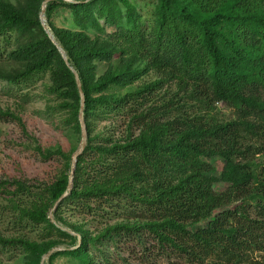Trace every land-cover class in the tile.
Listing matches in <instances>:
<instances>
[{
  "label": "trees",
  "instance_id": "trees-1",
  "mask_svg": "<svg viewBox=\"0 0 264 264\" xmlns=\"http://www.w3.org/2000/svg\"><path fill=\"white\" fill-rule=\"evenodd\" d=\"M37 1L24 9L0 2V80L23 90L48 75L45 92L55 103L46 105L45 114L60 116L57 127L80 133V95L70 68L75 70L87 140L71 190L54 211L69 183L71 157L63 152L45 155L63 158L64 171L37 192L18 180L0 181V194L25 199L21 205L10 200L23 206L19 219L45 224L47 234L72 240L73 247L76 238L56 223L79 235L78 246L63 254L81 264H93L91 251L108 264L107 246L119 252L131 241L143 255L152 243L158 258L171 263L264 264L263 256L253 257L264 254V0H155L149 26L127 0H51L45 18L67 63L40 23ZM59 10L69 13L74 29L53 26L51 16ZM114 61L121 65L99 74L100 64ZM10 65L15 68L7 71ZM148 70L176 80L192 103L168 104L157 113L146 107L150 86L122 97L107 95ZM219 104L230 108L231 119L213 115ZM121 114L128 117L125 136H90L95 120ZM5 119L15 120L0 111ZM213 158L221 160L220 171ZM218 184L225 188L217 191ZM91 202L98 205L90 207ZM104 205L124 222L96 236L62 217ZM0 246L19 247L34 264L43 254L22 239L0 236Z\"/></svg>",
  "mask_w": 264,
  "mask_h": 264
},
{
  "label": "rangeland",
  "instance_id": "rangeland-1",
  "mask_svg": "<svg viewBox=\"0 0 264 264\" xmlns=\"http://www.w3.org/2000/svg\"><path fill=\"white\" fill-rule=\"evenodd\" d=\"M45 1H37V7L40 6L38 17H40L41 9ZM129 1L141 14L142 20L145 25H150L153 19V7L155 0H127ZM6 2L16 8L30 7V0H0ZM49 2V1H47ZM46 2V3H47ZM30 3V5H29ZM45 3V7H46ZM44 24L50 32L45 18V10L43 14ZM54 27L58 29L72 30L73 27L70 16L67 11H56L50 19ZM108 31L112 29L107 28ZM52 35V34H51ZM94 33L90 32L89 36L94 37ZM16 47V45H13ZM121 65L120 62L114 61L112 65L100 64L98 66L99 74L103 73L108 68L115 69ZM123 66V62H122ZM15 66L7 67V71H11ZM50 85L49 76L45 75L38 80L35 85L29 89L19 90L18 86H8L6 82L0 80V111L10 113L15 120L5 119L0 120V181H14L18 180L24 182L29 186H33V192L42 189L43 186L52 183L58 177L61 171H64L65 160L61 157L53 155L47 158L45 155L55 152L57 150L63 152L66 157H72L81 145L82 135L81 132L63 130L57 127L60 116H47L46 105H54L53 98L45 91ZM145 86H150L151 103L146 105L153 110L157 109V113L167 110L165 107L169 104L168 108L172 105L176 106L177 103L192 102L184 98V92L177 85L176 80H171L165 74L156 73L155 71L148 70L139 80L131 85L115 90H110L107 95L114 93L122 97L123 95L138 91ZM173 107V106H171ZM170 107V108H171ZM147 108V109H149ZM175 112H168L166 115H175ZM213 115L219 119L229 120L232 118V111L230 108L223 104H219L216 109L212 111ZM165 115V116H166ZM127 115L121 114L115 118L98 119L92 123V133L90 136L100 135V137H107L109 134L114 133V138H122L125 136V122L128 120ZM52 118V119H51ZM80 123V122H79ZM138 133V131H133ZM98 142V141H95ZM257 163L261 162L256 158ZM211 164L217 171L222 167L221 160L213 158ZM70 177V173H69ZM37 187V188H36ZM225 186L222 184L216 185V190H223ZM13 191V188H10ZM14 199L19 205L20 197H12L6 194H0V236L4 239H22L28 242L35 243L43 253L40 257L39 264H81L75 258L63 254L66 250L71 251L76 248L81 242L80 236L70 231L68 228L62 227L56 223L51 215L50 221L56 223L63 231L69 233L77 240V246H72L73 242L69 239H63L55 233L47 234L45 224H32L27 221L19 219L20 208L14 207L10 200ZM27 201V199H26ZM25 203V202H23ZM97 203H90V207L97 206ZM121 204L120 206H122ZM104 211H103V210ZM94 210V208H93ZM66 211L62 213L63 219L68 223L75 226L81 232H88L91 236H96L101 233L106 227L124 222L123 218L119 215H114L109 211V207L101 206L100 210L96 211ZM51 211H54L53 209ZM108 214V215H107ZM120 214V213H118ZM144 216L137 213L136 220L142 222ZM135 219V218H134ZM133 220V219H132ZM206 224L203 222L199 227ZM197 228V227H196ZM194 228V229H196ZM193 229V228H192ZM116 245H120L117 244ZM55 249L50 256L44 259L48 251ZM127 247H119L122 251L116 252L112 244L106 248L109 256L108 264H123L122 259H128V264H184L179 260H172L168 262L165 258H158L156 246L148 242L147 248L149 253L143 255L138 245L133 241L126 243ZM135 250V253L131 249ZM156 250V251H155ZM27 252L21 250L19 247H5L2 249L0 246V264H34L27 257ZM154 254L153 256H151ZM93 264H101L98 256H94L90 252ZM264 257L263 253H255L253 255L257 260ZM165 257V256H164ZM44 259V260H43ZM148 259V262L145 260ZM144 260V262H143Z\"/></svg>",
  "mask_w": 264,
  "mask_h": 264
},
{
  "label": "water",
  "instance_id": "water-1",
  "mask_svg": "<svg viewBox=\"0 0 264 264\" xmlns=\"http://www.w3.org/2000/svg\"><path fill=\"white\" fill-rule=\"evenodd\" d=\"M47 1H51V0H47ZM47 1H45V3ZM45 3L43 4L42 9H41V13H40V17H39L40 23H41L45 33L47 34L48 38L57 47V49H58L59 53L61 54L63 60L67 63L66 56H65L63 50L55 43L53 36L51 35V33L49 32V30L47 29V27L44 24L43 14H44V10H45ZM70 69H71V71H72V73L74 75V80H75V83H76V86H77V89H78L79 95H80L79 122H80V127H81L82 140H81V145H80L79 149L73 155L72 160H71L70 177H69V183H68V186H67V192L65 194H63L59 198V200L54 204L53 210L56 209L58 204L62 201V199L65 196L68 195L69 191L71 190L72 176H73V173H74V168H75V165H76L77 157L82 153V151H83V149H84V147L86 145V140H87V134H86L85 125H84V121H83L84 95H83V92L81 90V85H80V81H79L77 73L72 68H70ZM49 218H51V214L49 215ZM54 251H57V250L53 249V250L49 251L48 254L44 257V259L47 258L48 256H50Z\"/></svg>",
  "mask_w": 264,
  "mask_h": 264
}]
</instances>
